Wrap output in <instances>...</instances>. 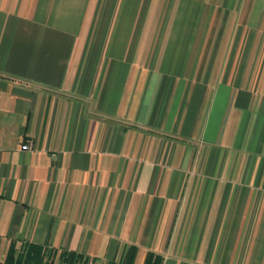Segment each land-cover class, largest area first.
<instances>
[{
  "label": "crops",
  "instance_id": "1",
  "mask_svg": "<svg viewBox=\"0 0 264 264\" xmlns=\"http://www.w3.org/2000/svg\"><path fill=\"white\" fill-rule=\"evenodd\" d=\"M11 241L264 264V0H0Z\"/></svg>",
  "mask_w": 264,
  "mask_h": 264
},
{
  "label": "trees",
  "instance_id": "2",
  "mask_svg": "<svg viewBox=\"0 0 264 264\" xmlns=\"http://www.w3.org/2000/svg\"><path fill=\"white\" fill-rule=\"evenodd\" d=\"M2 264H54V258L57 257L61 264H94L88 255L77 252L72 249H62L58 252L55 247L47 248L44 244L34 242H22L16 246L11 241ZM138 246L129 244L122 250L118 264H133ZM145 260L142 264H161L163 256L152 250L145 254Z\"/></svg>",
  "mask_w": 264,
  "mask_h": 264
},
{
  "label": "built area",
  "instance_id": "3",
  "mask_svg": "<svg viewBox=\"0 0 264 264\" xmlns=\"http://www.w3.org/2000/svg\"><path fill=\"white\" fill-rule=\"evenodd\" d=\"M31 142H26V143H23L22 144V149H27V150H29V149H31Z\"/></svg>",
  "mask_w": 264,
  "mask_h": 264
},
{
  "label": "rangeland",
  "instance_id": "4",
  "mask_svg": "<svg viewBox=\"0 0 264 264\" xmlns=\"http://www.w3.org/2000/svg\"><path fill=\"white\" fill-rule=\"evenodd\" d=\"M54 264H61L60 261H58L57 257L54 258ZM116 261V260H115ZM113 262L112 264H116V262ZM95 264V263H94Z\"/></svg>",
  "mask_w": 264,
  "mask_h": 264
}]
</instances>
